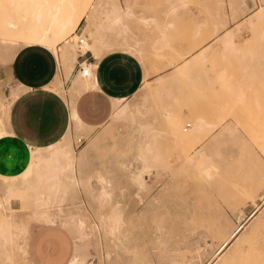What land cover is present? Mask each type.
<instances>
[{"label":"rangeland","instance_id":"rangeland-1","mask_svg":"<svg viewBox=\"0 0 264 264\" xmlns=\"http://www.w3.org/2000/svg\"><path fill=\"white\" fill-rule=\"evenodd\" d=\"M95 1H100V9L108 6V1H117L123 17L131 9V18L127 16L120 21L129 25L126 27L130 31L124 30L131 33L125 32L122 36L126 37L121 39L136 48L142 46V54L139 56L136 52L133 55L142 65V78L146 76L151 84L155 83L157 76L163 78L155 95L146 93L142 85L133 93L130 91L122 99L124 102H120L123 106L127 104L129 112L125 116L116 119L110 116L111 120L96 128L87 127L81 121L78 127L73 120L68 124L65 142L75 157L91 138L100 135L86 159L77 160L76 176L82 177L84 183L68 195L65 204L73 208L74 204L81 202L90 218L98 223L100 241L97 243L101 249L97 251L94 245L90 247L95 262L264 264V205L259 213L251 216L255 207L262 204L257 195L264 192V186H258L261 172H264V9L258 20L252 24L247 22L257 9L264 8V0H243L245 4L242 0H189L188 8L181 9L172 18L173 26L167 29V37L162 40L166 46L157 41L154 45L153 40L161 37L159 31L164 30L162 25L166 23L164 13L168 0H94L93 3ZM4 4L0 0V33L7 31L2 22ZM141 17L150 22L136 21ZM82 23L79 25L81 30ZM95 23L99 24V21ZM120 24L111 33L106 28L103 31L108 33L109 39H116L117 44L112 39L113 45L128 47L123 40L125 46L122 45L119 36H114L118 29L123 30ZM225 29L233 31L235 37L229 48L216 41L217 35ZM134 41L140 42L137 45ZM22 46L14 45V42L1 45L0 63L10 62ZM162 46L165 47L163 51ZM202 47L206 55L200 60L197 59V50ZM219 47L223 49L219 51ZM192 53L195 57H190ZM60 55L56 58L60 60L58 71L51 83L55 86L54 94L66 104L68 111L75 107V99L80 94L72 92L71 86L82 81L79 73L75 74L76 70L72 72L76 58L71 63L73 66L68 67L64 56ZM193 58L196 63H191L192 67L178 72L189 61L193 62ZM177 64L178 68H174ZM222 67L224 71H217ZM6 77L7 70L0 64V81L5 92L9 90ZM222 82L231 83L229 91L217 92ZM219 101L222 103L218 104ZM101 102H97L93 109L97 118L107 114L103 106L106 108L109 100ZM10 130L8 127L7 142L0 143V196L6 189L9 176L14 177L11 168L15 161H24L23 156H17L19 149L18 152L15 150L18 144H21L19 147L23 145ZM231 131L234 134L231 135ZM79 136L83 138L80 144L76 141ZM150 137V141L154 138L157 143L159 141L162 157L160 163L150 169V174H145L149 188L138 197L129 175L140 165L137 145ZM187 151L190 155H186ZM27 170L30 186L35 189L32 198L27 196L25 199L27 208L22 216L29 221V250L36 258L31 245L45 227L28 216V207L32 199L41 198L45 192L41 184L34 181L32 168ZM102 174L109 182L104 186L110 189V201L97 198L99 186L103 185L97 177ZM16 184L22 187L23 180H15ZM19 193L15 191L10 201L16 211L25 206ZM110 210L121 218L115 232L118 238L107 235V222L100 215ZM239 225H243L242 229L226 248L216 254L223 240ZM46 241L47 237H43V244L48 246ZM0 262L5 263L1 251Z\"/></svg>","mask_w":264,"mask_h":264},{"label":"bare ground","instance_id":"bare-ground-1","mask_svg":"<svg viewBox=\"0 0 264 264\" xmlns=\"http://www.w3.org/2000/svg\"><path fill=\"white\" fill-rule=\"evenodd\" d=\"M2 1H4L5 3L4 12L2 13L4 20L2 22L4 25H6L5 27L8 32L3 31L4 33H0V46L10 44V42H14V45L43 46L47 48L48 50H50L51 52H53L56 58L59 56V54L64 56V59L68 63L67 66L69 67L70 64L73 63V61L77 57V51H76L75 43H74V39L77 37L76 27L80 25L82 20H85L83 28H82V33L87 36V39L83 43L82 51L85 49L89 50L93 54V57L97 59V61L104 54L116 52V51H122L125 53H129L131 55H135L136 52L138 53V55L142 54V51L140 50V48H142L141 45L139 46L140 48L138 47L136 48V46H133L134 44L128 45L127 42L129 41L126 42V40L121 39V38L126 37V36L123 37L124 36L123 34L125 32H128V33H131V32H129L130 29L126 27L129 25L128 24L125 25V23H121L120 21L123 19L122 20L123 22L126 19L125 17L127 16L131 18L130 15L132 12L130 9L126 13L125 17H123L122 16L123 14H121V10H120L121 6L120 7L118 6L117 1H111V2L108 1L106 3L108 6L105 5V7H102L101 9L99 7L100 1H95L93 3L94 0H2ZM244 1L242 0V3H244ZM167 3H168L167 4L168 7L164 13V18H166L165 19L166 23L162 25V28L164 27V30L162 29L159 31L160 36H161L159 38L161 39L158 38L157 40L156 39L153 40L155 41V43L153 42L154 45L155 44L157 45L158 42L160 45L164 44L162 43V40H164L165 37H167L166 36L167 29L173 26L172 18L181 9L188 8L189 0H168ZM263 9L264 8L257 9V11H255L252 14V16L249 17V19L247 20L248 24H252L256 20H258L261 14L263 13ZM98 21H99V24L95 23ZM136 21H139L141 23L150 22L148 18L146 17L138 18ZM119 24L121 25V28H123V30L118 29V31L116 30L117 31L116 34L115 35L113 34V35L114 36L117 35V37L119 36L120 42L123 43V41H125L126 42L125 44L128 47L121 48V44H120V48H119V46L113 45L112 44L113 40H115L116 42V39H113V38L109 39L107 36L108 33L106 32L107 33L106 34L105 31H103V29L106 28L108 32L111 33L115 28L117 29V27L115 26H118ZM217 24L218 23L216 22V25ZM153 25H156L155 27L157 29L159 28L156 23H154ZM124 29L129 30V31H125ZM110 35L112 34H109V36ZM130 35L131 34L128 35L129 36V38L127 37L128 39H130ZM217 36H218V39L216 40L217 44L218 45L226 44L228 48L230 47L231 41L235 38L233 31H231L230 29L223 30V32ZM110 40H112V42H110ZM134 42L137 43L138 45V42L140 41L138 42L134 41ZM115 44H117V42ZM125 44L123 43L122 45L125 46ZM165 44L164 46H166ZM160 45H158L159 48L161 47ZM163 48L165 47L162 46V51H163ZM219 48H221L219 49V51L223 49L222 47H219ZM224 49H225L224 52L226 53L227 50L226 48ZM156 50L159 51V49H156ZM209 51L211 52V49ZM197 52L199 55V58L197 59H200L206 55V52L204 51L203 47L200 50L198 49ZM160 53H161V49H160ZM193 54L194 53H192L190 57L194 56ZM159 55H156V56H159ZM159 57H162V56H159ZM226 57L227 56H225V58ZM192 60L193 62L189 61V63H187L184 67L179 68L178 72L182 73L184 69L186 71L188 67H192L193 64L191 63H194L195 59L193 58ZM96 62L92 65V67L96 66ZM8 63L1 62L0 64L6 66ZM177 66L178 64L175 65L174 68H178ZM193 67L195 69V66ZM218 70L224 71V68L222 67V69H217V71ZM78 73H79L80 80L82 82L81 84L78 82V84H80L78 85L73 81L75 84L73 82H72L73 84L71 83L72 92L74 91L77 93H81L82 91L87 90V89L98 88L94 69H92V73L89 75H82L80 71H78ZM183 74L185 75V73ZM145 77L142 79L140 86L142 85V88L146 91V93H149V94H152V93L154 94V92L157 93L155 89L158 85L163 83V80H162L163 78L161 76H157L154 80L155 83L151 84L149 80ZM199 78L200 77H198V79ZM58 80L60 81V79ZM6 82L9 88L7 92L4 91L2 81H0V143L3 144L4 142H7L6 138H7V134L9 133L7 131V128L10 127L11 129L10 131L17 136V138L20 140V142L23 145V147L21 146L19 147L18 145H21V144H18L15 150L18 152V149H19V153L17 156L18 158L23 156L24 161L20 159L15 161V163L12 166L13 168H11V173L14 175L15 178L12 176H9L10 179L8 180L6 189L3 195L1 194L0 196V251L5 261V263L4 262L3 263L4 264H35L31 260L29 253H28V240H29L28 222L29 221L26 220L22 216V213H24L23 212L24 209L27 208L26 207L27 202L25 201V199L27 196H30L32 198V194L35 189L32 186H30V184L32 183L29 182V179L27 178V172H28L27 169L31 167L35 175V177L33 178L34 181H36V183L41 184V189L43 192H45V194L42 195L41 198L32 199L30 201V206L28 207L30 209V212H28V216L31 219L38 222L39 224H42V225L57 224V225L62 226L69 232V234L71 235L73 239L74 247H73V253L70 259L65 264H97V260L95 262L96 257H94L93 254L91 253L90 247L94 245L95 249L99 251L100 247L98 244L100 243H97V241H100L98 239L99 233L97 231L99 228L98 223L94 219L90 218L89 214L87 213V209L85 210L81 202L79 201L77 203L73 202V203H76L74 204L73 208H70L68 204L67 205L65 204L67 203L68 195L72 192H76L77 189L84 183L82 177L78 178L76 176L75 166H76L77 160L79 161L81 159H84L90 153L91 148L98 141V138L100 135L98 134V135H95L93 138H91V140L86 144V146L83 148V150L81 151L78 157L73 156L74 154L71 151L70 146H68V142H65V136H67V128H68V124L70 120H73L72 122H75L77 127L80 124V120L77 117L75 107H70L71 109L66 111V117H65L63 128L61 129V131L56 137L49 139L47 141L41 142V143L33 142V141H30L24 138L23 136H21L20 134L14 131L15 124L13 121V107L16 101L19 100L21 97H23L24 95L28 93L34 92L36 90L23 89L21 87H18L15 83L9 82V80H6ZM201 84H204V83L201 82ZM53 85L54 84L50 83V85L47 88V91L54 93L53 88H55V86ZM165 86L166 85H164V87ZM219 86L221 90L219 89L217 90V92L223 91V90L229 91L231 83L222 82L221 85ZM123 98L125 97L111 98L112 103H113V106H112L113 110L111 112V116L113 119H116L120 117L121 115L125 116L126 112L128 111L127 104L124 106L120 104V102L123 101L122 100ZM200 99L202 100V98ZM189 101L190 99H188V102ZM221 103H222L221 101L218 102V104H221ZM140 107L143 108L141 104H140ZM136 108L138 109L139 106ZM145 111L146 110H144V112ZM134 113L136 112L134 111ZM220 117L221 116L217 117V119H219ZM143 128H146V127H144L143 125ZM152 128L154 129L155 127H152ZM151 131H146V133L151 132ZM230 133L231 135L234 134L232 133V131ZM150 139L151 137L149 138V140H145L146 142H144V140L142 139L143 141L142 140L141 141L143 143L139 141L141 143H139L138 145L136 143V145L139 146L137 147L138 150H140V152L137 150L139 152L137 159L139 160L140 165L135 171H132L131 174L129 175L135 188L137 189L136 196L138 197L141 196L140 194L141 192H145L149 188L147 179L145 178V174L146 173L150 174V169L155 168V166H157V163H160V160L162 157V154L160 150L158 149L160 148L158 147L159 141L157 143V140H156L157 138H154L151 141ZM186 155H190V153L187 151ZM19 179L23 180L22 187H20L19 184L15 185V180L19 181ZM97 180L100 184H103L99 186L100 194L98 195L97 198L103 201L105 200L110 201L112 194L110 192V189L104 186V183L105 184L107 183V185L109 183L107 178L104 177L102 174L97 177ZM20 185H22V183ZM258 186L260 187L264 186V172H261V175L258 181ZM249 189L250 188H248V191H250ZM14 190L20 192L19 195L22 198V203H24L23 205H25V206H22V210H19V211L18 210L16 211L11 207L10 201H11L12 195L15 192ZM257 196L260 197L262 204L259 205L258 207H255L251 216H255L257 213H259L262 205H264V192H260ZM100 215H101V218L107 222L106 223L107 224L106 226L107 235L111 236V238L113 237L116 238L117 235L115 234V232L119 227V222L121 220L120 215L116 214L115 211L111 212V210L107 214L101 213ZM242 227L243 225L237 226L235 230H233L229 234V236L223 240V242L218 247L219 250H216L215 253L219 254L224 248H226L228 244L236 236V234L242 229ZM92 241L96 242V244L93 243ZM121 242H122V238H121Z\"/></svg>","mask_w":264,"mask_h":264},{"label":"crops","instance_id":"crops-1","mask_svg":"<svg viewBox=\"0 0 264 264\" xmlns=\"http://www.w3.org/2000/svg\"><path fill=\"white\" fill-rule=\"evenodd\" d=\"M82 21L83 25L85 20ZM96 61L95 58L93 64ZM4 67L7 70L6 80L23 89L36 90L24 95L14 104V131L37 143L56 137L63 128L66 108L57 95L47 91L58 71L53 52L39 45L22 46ZM95 67L98 88L82 91L74 103L79 120L92 128L104 125L109 120L113 110L111 98L128 96L130 91L133 93L144 75L138 59L122 51L106 53L96 62ZM75 70L74 64L72 72ZM77 73L78 71L75 74ZM104 100H109L108 106H103L107 114L97 118V112H93V109L97 107V102L100 104ZM44 227L42 235L31 245L36 258L30 254L28 240L31 260L35 264H65L73 253L71 235L57 224H44ZM43 237H47L48 246L43 244Z\"/></svg>","mask_w":264,"mask_h":264},{"label":"built area","instance_id":"built-area-1","mask_svg":"<svg viewBox=\"0 0 264 264\" xmlns=\"http://www.w3.org/2000/svg\"><path fill=\"white\" fill-rule=\"evenodd\" d=\"M77 37L74 39L75 48L77 51V57L75 61L76 71H80L82 75H89L92 73V69L96 67H92L93 61L95 58L92 56L91 52L87 49L82 51L83 43L87 39V36L82 33V30L79 29V25L76 27ZM55 62L58 67L59 63L55 57ZM77 143L80 144L83 141L82 136H79L76 139Z\"/></svg>","mask_w":264,"mask_h":264}]
</instances>
